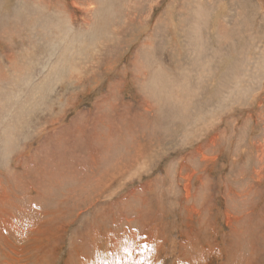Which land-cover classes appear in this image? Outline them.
<instances>
[{"label": "rangeland", "instance_id": "rangeland-1", "mask_svg": "<svg viewBox=\"0 0 264 264\" xmlns=\"http://www.w3.org/2000/svg\"><path fill=\"white\" fill-rule=\"evenodd\" d=\"M0 264H264V0H0Z\"/></svg>", "mask_w": 264, "mask_h": 264}, {"label": "bare ground", "instance_id": "bare-ground-1", "mask_svg": "<svg viewBox=\"0 0 264 264\" xmlns=\"http://www.w3.org/2000/svg\"><path fill=\"white\" fill-rule=\"evenodd\" d=\"M10 115V114H9Z\"/></svg>", "mask_w": 264, "mask_h": 264}]
</instances>
